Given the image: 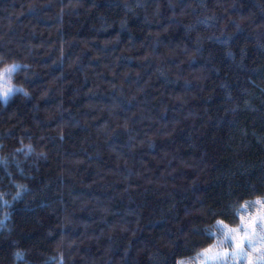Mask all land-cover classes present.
<instances>
[{"label": "trees", "instance_id": "16d2710c", "mask_svg": "<svg viewBox=\"0 0 264 264\" xmlns=\"http://www.w3.org/2000/svg\"><path fill=\"white\" fill-rule=\"evenodd\" d=\"M0 58V264H181L264 211V0H0Z\"/></svg>", "mask_w": 264, "mask_h": 264}, {"label": "snow or ice", "instance_id": "6c2138e0", "mask_svg": "<svg viewBox=\"0 0 264 264\" xmlns=\"http://www.w3.org/2000/svg\"><path fill=\"white\" fill-rule=\"evenodd\" d=\"M255 203L260 204L264 208V198L257 199ZM240 220L242 231L240 228L227 229L223 221H217V225L226 229L225 239L229 240L231 251L222 249L213 252L211 248L205 249L203 253L198 254L204 257L202 264H206L208 260L219 261L220 264H227L229 257L234 261L243 258L247 264H264V211L255 216H249L247 219L241 216ZM257 229H259V232ZM257 243H259V247H257ZM246 247L251 248L253 252L261 253L255 262L253 261L252 254L246 251Z\"/></svg>", "mask_w": 264, "mask_h": 264}, {"label": "clouds", "instance_id": "9594fccd", "mask_svg": "<svg viewBox=\"0 0 264 264\" xmlns=\"http://www.w3.org/2000/svg\"><path fill=\"white\" fill-rule=\"evenodd\" d=\"M26 68L27 65H22L19 61H5L0 58V97L6 102L13 93L22 94L25 98L30 97L31 93L29 89L22 85L14 83L15 73ZM3 106H7L4 103Z\"/></svg>", "mask_w": 264, "mask_h": 264}, {"label": "rangeland", "instance_id": "374dc122", "mask_svg": "<svg viewBox=\"0 0 264 264\" xmlns=\"http://www.w3.org/2000/svg\"><path fill=\"white\" fill-rule=\"evenodd\" d=\"M220 239H221V236L215 234L213 241L217 242V245L211 244V245L205 246V247H203L201 252H198V254L203 253L205 249H209V248H211L213 250V252L219 251V250H222V249H227V248H223V246H221V247L219 246V245L222 244ZM198 254L193 259L187 260L183 264H202V261H204V257L202 255H198ZM206 264H220V262L219 261H214V260H208L206 262ZM227 264H232V263L227 259Z\"/></svg>", "mask_w": 264, "mask_h": 264}]
</instances>
